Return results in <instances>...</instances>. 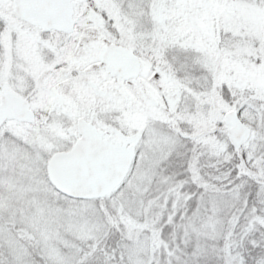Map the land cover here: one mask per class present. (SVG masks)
<instances>
[{"label": "snow or ice", "instance_id": "1", "mask_svg": "<svg viewBox=\"0 0 264 264\" xmlns=\"http://www.w3.org/2000/svg\"><path fill=\"white\" fill-rule=\"evenodd\" d=\"M0 264H264V0H0Z\"/></svg>", "mask_w": 264, "mask_h": 264}]
</instances>
